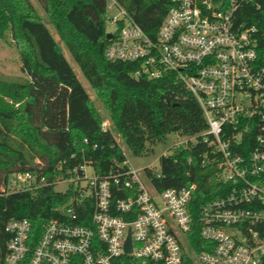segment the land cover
I'll return each mask as SVG.
<instances>
[{"label":"built area","instance_id":"1","mask_svg":"<svg viewBox=\"0 0 264 264\" xmlns=\"http://www.w3.org/2000/svg\"><path fill=\"white\" fill-rule=\"evenodd\" d=\"M168 1L150 37L106 0L105 9L121 13L109 17L115 29L104 56L137 64L135 77L172 74L200 107L205 130L179 134L161 155L204 143L201 165L213 167L228 188L199 208V249L188 237L195 183L159 190L160 169L150 164L134 167L125 157L100 173L92 160L71 154L55 164L51 179L37 171L7 177L5 194L50 184L65 201L36 239L26 218L7 222L4 264H264V52L256 28L237 19L258 0ZM101 129L113 134L110 121Z\"/></svg>","mask_w":264,"mask_h":264},{"label":"trees","instance_id":"2","mask_svg":"<svg viewBox=\"0 0 264 264\" xmlns=\"http://www.w3.org/2000/svg\"><path fill=\"white\" fill-rule=\"evenodd\" d=\"M72 60L101 98L110 124L134 156L147 155L169 133L198 135L206 128L196 100L172 74L135 77L134 62L108 60L104 48L106 0H38ZM148 36L154 37L166 14L168 0H115ZM238 21L256 28L264 52V0L243 6ZM45 23L29 0H0V39L7 32L19 53L25 79L0 75V264H4L10 219L26 218L34 238L42 225L57 216L65 196L50 184L34 191L3 193L10 173L37 171L51 179L57 162L75 154L90 159L98 172L125 156L114 134L101 129L102 117L78 80ZM165 99L168 102H165ZM201 142L160 156L156 187L195 183L189 207L194 228L188 233L197 250L198 211L206 201L227 191L213 167L202 166Z\"/></svg>","mask_w":264,"mask_h":264},{"label":"rangeland","instance_id":"3","mask_svg":"<svg viewBox=\"0 0 264 264\" xmlns=\"http://www.w3.org/2000/svg\"><path fill=\"white\" fill-rule=\"evenodd\" d=\"M31 4L33 5L37 16L43 21V23L46 24L47 27H49V31L51 32L52 36L56 40V42L59 44V47L61 48L63 54L67 58V60L70 62V65L74 69L76 76L80 83L83 85L85 90L87 91L90 98L91 105L93 106L96 113L101 115L102 120L110 121L109 115L104 108L103 102L101 98L97 96V93L91 88V86L88 84V80L85 79L82 72L80 71L79 67L77 66V63L74 62L65 48L64 43L59 39L54 27L52 24L48 21V17L44 12V9L42 8L41 4L38 0H29ZM121 12L117 7H113L112 9H106V25L105 29L106 32H112L115 29L114 24L110 21V16H119ZM21 61L19 57V53L15 47L14 41L12 40L10 34L7 32L6 37L4 40L0 39V75L8 80H20L25 79V75L20 70ZM116 141L119 143V145L122 147L123 153L128 160V162L134 166V167H142L145 165H151L153 167L154 172H158L159 167V157L162 154H168L170 152V147L175 144V142L178 140L177 138L179 135L177 133H169L166 135V138L164 141L157 143L153 146L152 152H150L147 155L143 156H134L130 150L122 143L120 137L114 133Z\"/></svg>","mask_w":264,"mask_h":264},{"label":"water","instance_id":"4","mask_svg":"<svg viewBox=\"0 0 264 264\" xmlns=\"http://www.w3.org/2000/svg\"><path fill=\"white\" fill-rule=\"evenodd\" d=\"M111 37H112V34L111 33H109V32H106L105 33V38L107 40L110 39ZM165 102H168V100L165 99ZM125 249H126L127 252H130V250H131V245H130L129 237H128L127 241H126V247H125Z\"/></svg>","mask_w":264,"mask_h":264}]
</instances>
